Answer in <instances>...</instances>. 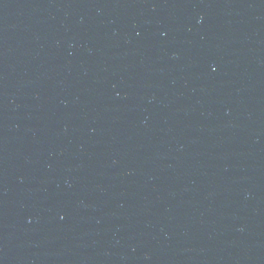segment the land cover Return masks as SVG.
<instances>
[{"label": "water", "instance_id": "water-1", "mask_svg": "<svg viewBox=\"0 0 264 264\" xmlns=\"http://www.w3.org/2000/svg\"><path fill=\"white\" fill-rule=\"evenodd\" d=\"M246 0H0V264H194Z\"/></svg>", "mask_w": 264, "mask_h": 264}]
</instances>
